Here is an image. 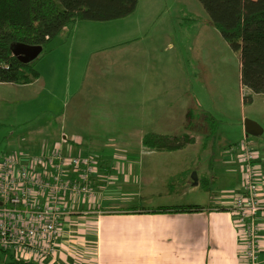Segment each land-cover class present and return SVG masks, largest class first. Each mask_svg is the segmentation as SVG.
<instances>
[{
	"label": "rangeland",
	"instance_id": "obj_1",
	"mask_svg": "<svg viewBox=\"0 0 264 264\" xmlns=\"http://www.w3.org/2000/svg\"><path fill=\"white\" fill-rule=\"evenodd\" d=\"M53 46L58 55L46 51L32 60L40 72L37 81L26 87L8 86L0 93V157L21 147L40 152L36 141L26 145L20 141L30 142L36 133L47 146L59 142L63 135H73L74 144L81 147L77 153L98 155L99 164L105 160L95 151L97 145L107 147L111 159H117V154L118 161L125 162L123 167L130 168V180L120 183L125 194L119 192L115 197L121 207H148L150 202H159L161 197L145 190L148 168L180 166L187 159L177 155L154 161L146 155L130 157L131 143L113 141L117 134L129 137L138 130L185 134L184 151L196 152L201 133L183 129L184 112L191 104L216 120L209 139L218 150L241 141L245 118L257 119L261 128L264 125L263 95L254 94L251 101L243 102V95L249 92L240 82V53L209 23L198 0H137L134 11L125 17L79 20L64 28L46 49ZM131 70L150 74L151 103L167 100V110L145 125L132 126L129 120L131 90L138 88L136 81L129 87ZM256 138L264 143V132ZM196 170L198 167L192 171ZM109 178L115 186L121 182L118 175ZM186 188V198L191 199L210 191V187L189 184ZM1 258L7 256L1 253Z\"/></svg>",
	"mask_w": 264,
	"mask_h": 264
},
{
	"label": "crops",
	"instance_id": "obj_2",
	"mask_svg": "<svg viewBox=\"0 0 264 264\" xmlns=\"http://www.w3.org/2000/svg\"><path fill=\"white\" fill-rule=\"evenodd\" d=\"M57 51L56 46H53L46 54H55ZM129 74V87L132 88L135 81L138 84V88L134 86L131 90L134 94L128 106L129 120L132 126L145 125L154 116L158 118L163 109L167 110V100L163 103L161 98L156 105L151 103L150 87L152 86L149 73L131 70ZM38 79L39 77L26 84L0 82V93L8 90V86L26 87ZM262 98L264 99V95ZM192 106L195 104L188 105L185 109L183 125L186 110ZM161 116H163L162 113ZM261 126L262 133L264 125L261 124ZM244 132L243 126L240 137ZM134 133L129 137L117 134V138H113L115 142L131 143L128 145L132 147L130 157L146 155L148 158L152 157L154 161L156 158H174L177 155L179 158L187 159L186 163L178 165L179 167L151 166L148 168L149 175L146 178L145 190L149 192L148 194L161 197V200L155 203L150 202L151 205L148 207L141 206L145 212L133 211L131 208L135 204L121 207L115 197L119 196V192L121 195L125 194L121 184L130 180V168L123 167L125 162H119L117 154L115 155L117 159H111L113 154L109 152V148L98 144V149L95 151L105 161H100L99 174L94 177L93 189L96 191V198L93 201L73 199L69 203L71 215L66 217L61 225L56 252L54 256L46 257L40 264H242V243L234 227L233 213L229 210L230 201L241 185V162L238 152L231 149L237 142L225 144L218 150L213 139L199 132L201 134L198 135V151L196 152L184 151V146L174 150L148 147L142 149L144 133L142 130ZM37 136L36 133V138L30 142L20 141L23 145L36 141V151L52 147L43 144ZM256 136H253L252 140L248 138L257 152L256 165L264 191V143H259L261 140ZM63 137L74 144L73 135L70 138L67 135ZM19 145L17 142V146ZM77 147L74 144V151L81 149ZM18 150L31 151L28 147H21ZM149 161H151L149 164L155 165L152 160ZM114 167L121 171L116 172ZM195 167H198V171H195L197 182L194 185L190 180V173ZM108 175L113 178L118 175L121 182L118 181L115 186L112 180L110 181L111 178L108 179ZM187 184L198 188L210 187V191L207 195L198 193V198H186ZM185 205H198L202 209L152 211L160 207ZM260 221L263 245L261 257L264 260V212ZM0 259L7 260L2 259L1 255Z\"/></svg>",
	"mask_w": 264,
	"mask_h": 264
},
{
	"label": "built area",
	"instance_id": "obj_3",
	"mask_svg": "<svg viewBox=\"0 0 264 264\" xmlns=\"http://www.w3.org/2000/svg\"><path fill=\"white\" fill-rule=\"evenodd\" d=\"M231 149L241 162V185L229 210L242 243V264H263L264 191L257 152L245 133ZM96 156L77 153L74 144L62 137L38 153L18 150L0 157V251L4 255L36 264L54 256L61 225L71 215L69 203L94 200Z\"/></svg>",
	"mask_w": 264,
	"mask_h": 264
},
{
	"label": "trees",
	"instance_id": "obj_4",
	"mask_svg": "<svg viewBox=\"0 0 264 264\" xmlns=\"http://www.w3.org/2000/svg\"><path fill=\"white\" fill-rule=\"evenodd\" d=\"M198 1L209 23L233 50L240 53V82L249 90V94L243 95V102L251 101L253 94L264 95V0ZM136 4L137 0H0V82L26 84L40 75L32 61L22 63L12 54V46L40 45L39 55L45 54L52 48L46 49L47 45L64 28L79 20L119 19L134 11ZM215 121L211 114L192 106L186 110L183 129L201 132L209 138ZM186 142L185 134L169 136L146 132L141 143L151 149L174 150L182 148ZM131 209L145 212L141 206ZM201 209L198 205H185L152 211ZM6 259H0V264H31L10 255Z\"/></svg>",
	"mask_w": 264,
	"mask_h": 264
},
{
	"label": "water",
	"instance_id": "obj_5",
	"mask_svg": "<svg viewBox=\"0 0 264 264\" xmlns=\"http://www.w3.org/2000/svg\"><path fill=\"white\" fill-rule=\"evenodd\" d=\"M42 51V46H27L24 44H17L12 46V54L15 55L22 63H27L34 60ZM244 131L246 135L256 136L261 133L262 128L260 125L251 119L245 118L243 121ZM192 184H196L197 176L196 172L192 171L190 175Z\"/></svg>",
	"mask_w": 264,
	"mask_h": 264
}]
</instances>
